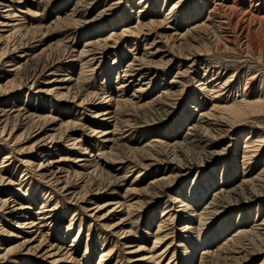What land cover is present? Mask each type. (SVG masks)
Segmentation results:
<instances>
[{"label":"rangeland","instance_id":"374dc122","mask_svg":"<svg viewBox=\"0 0 264 264\" xmlns=\"http://www.w3.org/2000/svg\"><path fill=\"white\" fill-rule=\"evenodd\" d=\"M252 3L260 5L253 8ZM9 4L16 17L6 19L3 16L9 9L1 8L0 24L10 21L24 25H0V56L6 54L4 58L13 60L2 69L7 72L0 86L10 96L1 102L8 99L9 104L32 115V119L23 122L15 113L7 122L5 134L0 135V264H212L219 258V249H234L231 240L241 233L255 231L264 237V195L233 207L217 206L216 218L207 217L208 227L201 238H196L190 229L199 224L198 218L192 217L196 212H213V198L220 191L235 188L237 192H250L252 183L264 191V21L254 19L264 17V0H14ZM175 4L179 6L173 9ZM213 7L217 12L211 20ZM75 11L86 16L88 25H83L80 17H71ZM72 19L78 21L74 23ZM154 22L163 25L149 34L144 31V36L142 26ZM198 26L206 30L203 28L205 31L198 38L194 34L197 40H193V29ZM111 35L113 39L105 42L106 48L83 59L79 57L87 42L103 43ZM43 49L54 58V64L43 74L30 77L37 64L28 67V75L18 76L10 71L24 65L21 56L25 50L38 57ZM194 52H202L196 63L191 56ZM186 56L191 59L186 60ZM29 77L32 80L27 82ZM70 78L72 83H59V79ZM77 81L81 82L82 92L75 95ZM215 85H223L221 92L217 93L219 88L213 90ZM159 97L172 107L161 121L159 115L144 117V121L156 123L141 121V127H123L115 134L113 119L102 116L109 108L124 109L128 116L136 114L141 118L147 106ZM213 105L234 106L240 111L237 115L223 114L229 126L223 134L214 133V146L207 152L205 144L196 142L190 146L195 161L199 153L204 156L203 152L211 151L215 155L209 162H198L197 169H179L182 172L170 185V196L175 192L173 203L162 195L148 204L153 183L174 175L158 164L159 159L153 157L145 167L131 161L116 164L114 158L105 156L115 152L116 144L138 153L149 152V147L159 143L183 144L190 125L198 117L205 113L217 115ZM45 119V136H56L52 144L51 140L40 143L34 133L36 124ZM52 121L54 125H50ZM212 124L215 125L214 120ZM69 125H75V131L59 140V132ZM255 147L257 154H244ZM79 159L84 162H77ZM167 160L173 167L185 163L171 155ZM97 162L103 163L119 184L115 192L105 189L97 196L93 192L87 197L93 200L85 203L64 198L40 171V165L47 163L52 171H63L61 175H68L75 184L79 182L76 175L89 173ZM244 176L252 183L243 186ZM134 188L147 193L130 195L128 189ZM204 194L206 199L202 201ZM194 196L199 200H195V207L183 211L185 206L180 202ZM125 198L126 207L111 205L125 203ZM5 201L7 206L2 207L1 202ZM141 202L145 209L137 208H141ZM94 203L102 206L99 213L90 211ZM128 205L137 209L133 212L134 221H139L137 227L129 225ZM44 206L50 212L45 222L39 220L47 216L39 213ZM113 209L115 213L110 217H98ZM188 220L192 224L184 230ZM161 221L171 225L158 234ZM166 233L169 238L153 249L157 237ZM207 238L211 243L206 246L203 241ZM256 244L258 247L253 248L246 241L250 255L235 264H264V245L261 240ZM11 249H16L15 254L6 255ZM234 252L237 258L245 255L237 253L238 248Z\"/></svg>","mask_w":264,"mask_h":264},{"label":"bare ground","instance_id":"6f19581e","mask_svg":"<svg viewBox=\"0 0 264 264\" xmlns=\"http://www.w3.org/2000/svg\"><path fill=\"white\" fill-rule=\"evenodd\" d=\"M14 0H0V9L1 8H4V9H9L7 11H5L7 13L6 16H3L5 17L6 19H11L12 17H16L15 13H12L11 11L12 10V5L9 4L11 2H13ZM217 5V4H215ZM260 4H251V7L253 8H257L259 7ZM179 5L178 4H175L173 6V9L174 8H177ZM219 6V5H218ZM217 8L214 9L213 7V10L211 11V20L212 18H216V17H213V14L215 12H217L216 10ZM210 10V9H209ZM230 10V9H229ZM234 11V10H233ZM16 12V11H15ZM260 12V11H259ZM258 12V13H259ZM76 13H78V11H75L73 12V14L71 15L72 18H76L75 16L77 17H80V19H84V23L83 25H88V19L86 18L85 15H80V13H78L76 15ZM227 13V12H226ZM236 13V12H235ZM251 13V12H250ZM253 13V12H252ZM261 14V13H260ZM245 15V14H244ZM247 15V14H246ZM255 15V14H254ZM243 16V15H242ZM101 17V15H100ZM227 17V16H226ZM244 17V16H243ZM262 17V16H261ZM254 18L256 21H259L260 23L264 21V17L263 18ZM224 18V17H223ZM231 18V17H230ZM252 18V17H251ZM253 19V18H252ZM254 20V22H256ZM72 21L74 23H76L77 21L73 20ZM210 21V20H209ZM243 21V20H242ZM248 21V20H247ZM83 22V21H82ZM81 22V23H82ZM229 22V21H228ZM227 22V23H228ZM253 22V23H254ZM212 23V22H211ZM232 23V22H231ZM237 23H240V22H237ZM252 23V24H253ZM258 23V22H257ZM72 24V23H71ZM0 25H2V27H12V28H22V26L24 24H18V23H15V24H11L10 21L6 22V21H3ZM81 25V24H80ZM163 24H155L154 23H150L149 25H144L142 26L143 27V30L142 32L144 33V31H147L148 34L150 33V31L156 27H160L162 26ZM211 25V24H210ZM237 25V24H236ZM205 26V24H204ZM207 26V25H206ZM223 26V25H222ZM75 27V26H74ZM204 28V27H203ZM202 26H198L196 28L193 29V36L194 34L197 35V38L198 36H201L202 32H204L206 30V28L203 29ZM215 28V27H214ZM218 28V27H217ZM219 29V28H218ZM217 29V30H218ZM245 29V28H244ZM89 31H91V29H88ZM221 31V30H220ZM146 33V32H145ZM144 33V36L147 35ZM249 33V32H248ZM240 35V34H239ZM218 36V35H217ZM227 36V35H226ZM113 36L111 35L110 37L106 38L105 40H103V43H100L99 41L95 42V41H90V42H87V44L85 45L84 47V50L79 54V57L80 58H84L88 55H93V52H95L96 50H99V49H102V48H106L105 46V42L107 43L108 41H110V39H113L112 38ZM117 38V36H114ZM216 37V35H215ZM193 40L196 38L195 36L192 37ZM208 38V37H207ZM221 38V37H220ZM197 40V39H195ZM230 40V39H229ZM201 41V40H200ZM69 42V41H68ZM73 42V41H72ZM222 42V41H221ZM219 43V42H218ZM248 43V42H247ZM219 45V44H218ZM189 48V47H188ZM67 49V48H66ZM15 51V50H14ZM76 51V50H75ZM188 51V50H187ZM202 51V50H201ZM73 52V51H72ZM197 52V51H196ZM203 52V51H202ZM201 52V53H202ZM30 51H24L23 52V55L21 56L24 60V65L22 67H19V68H16V69H12L10 71H13L14 73H16V75L18 76H22V74H27L29 73L28 71H26L28 69V67L30 66H33L35 64H37V68H35L34 72L31 73V76L32 78H37V76L43 74V72L48 69V67H50L51 65L54 64V58H50V55L47 54V50L46 49H43L39 54H38V57L36 56H33V54H29ZM32 53V52H31ZM67 53V52H66ZM201 53H196L194 52V54H191V56H193V60L194 63H196L197 61H199L201 59ZM71 54V53H70ZM156 54V53H155ZM153 54V55H155ZM78 56V54H76ZM75 55V56H76ZM6 56V54H3L0 56V81L5 78V75L4 73H6L4 70H2L4 67H8L9 64H11L10 62H13V60L10 61L11 58H4ZM190 56V57H191ZM189 56H186V60H190ZM3 59H7L8 61L6 60H3ZM90 61V60H89ZM88 62V61H87ZM90 64V63H89ZM11 66V65H10ZM15 67V65H14ZM23 70L25 71V73L23 72ZM133 72V71H132ZM131 73V72H130ZM28 75V74H27ZM51 75V73H50ZM27 77V76H26ZM28 78L27 79V82H29L31 78ZM22 79V78H21ZM71 79H66V80H60L59 79V83L61 84V86H64V85H67L68 83L71 82ZM32 80V79H31ZM58 80H53V83H57ZM26 82V83H27ZM50 83V82H49ZM52 83V82H51ZM72 83V82H71ZM34 84V83H33ZM13 85V84H12ZM224 86H226V84H224ZM223 85L221 86H212L213 90L215 88H219L217 90V93L221 92V89H222ZM82 89V85H81V82H76V90L77 92L75 93L78 94V93H81ZM228 89V88H227ZM54 89L52 90H48L46 92H50V91H53ZM13 91V89L11 90ZM42 91V90H41ZM216 91V90H215ZM44 92V91H43ZM69 92V91H68ZM65 95V94H64ZM62 94V96H64ZM10 95L7 93V90L4 89L2 86H0V127L3 126L5 123V125L3 127L0 128V135H4L5 134V131L7 129V122L10 120L11 116H13L15 113H17L15 115L16 118H20L23 119L22 121L23 122H31V119H32V115H29L27 116V113H22L23 111L22 110H19L17 109L18 107L16 106H13L11 105V103L9 104V101L5 100V102H1L3 100V98H8ZM77 98V96H75L73 99L75 100ZM217 99V98H216ZM219 99V98H218ZM112 100V99H111ZM110 101V100H109ZM220 101V100H219ZM217 101V102H219ZM84 102V101H83ZM110 103V102H109ZM217 104V103H215ZM250 105H252V103H250ZM126 106H127V103H126ZM136 106V105H135ZM214 106V105H213ZM256 106V103L255 105ZM172 107V104H169L167 103L166 101L163 100V98L159 97L157 100H154L152 101V103H150L149 106H147V111H145L141 118L136 115V114H133L132 116H128L129 114L124 110L122 109H116V110H111V109H107L106 112L102 115V116H105L108 118V120H112L114 121L115 123V127H116V132L115 134L122 130L123 127H125V129H127L126 127H130V130L131 129H134V128H139L141 127V125H143L144 123H148V122H155L154 121H144V117L146 115H150V117H154V115H159L158 119L161 121V118L163 116H168L169 115V109ZM236 107V106H235ZM252 108V106H251ZM213 110L214 112H217V115L215 114H209V113H205V114H202L200 117H198V119H196L194 121V123L192 125H190V128H189V131L185 137H184V141L185 143L181 144V143H177L176 145L174 144L171 145V146H166L164 144H161L159 143V145L157 144L156 146H153V147H149V152H141V153H138L137 151H134L133 149L131 148H128L127 146L125 145H119V144H116L115 147H114V151L115 152H112V153H109V154H105V156H110L111 158H114L116 161V164H122V163H125L127 161H131L132 163L136 164V165H141V166H145V167H148L149 165L146 164V162L150 159H152L153 157H156L157 159H159L158 161V164H163L164 167H166L168 169V171L174 175H172L171 177H169L168 179H165V180H162L161 182H157L156 184L153 183L154 185V192L151 194L152 196L148 198V200H150L148 202V204H153L155 202V199H158L159 197H161L162 195H166V197H168L169 199L172 200H175L174 199V195H175V192L174 195L170 196L171 194V189H170V185L175 183V181L178 179V176L177 174H180V171L182 170L183 172H187V171H190L191 168L192 169H197V166L198 165L197 163L200 162L201 164L203 159H206V162L210 161V159H212L215 155V153H212L211 151L209 153H204V156H202L203 154H200L199 153V159L195 161V158L193 156L194 153H192L193 151L190 149V146L193 145L198 142V144H205V146L207 147L206 148V152H207V149H210L211 147L214 146V142H213V138L215 137L214 133L215 132H218L220 134H223L225 133L226 131L224 130L225 127H228V121H227V117L225 118L223 114H229L230 115H235L236 113H238L239 111L238 108L237 110L234 109V106H228V107H221L220 105H215L213 107ZM243 110V109H242ZM123 111V112H122ZM243 112V111H241ZM138 114V113H137ZM131 115V113H130ZM237 115V114H236ZM137 116V117H136ZM226 116V115H225ZM243 116V115H241ZM240 114H239V117H241ZM126 117H129V120H125ZM131 118V120H130ZM133 118V119H132ZM121 119H124L123 121ZM127 119V118H126ZM146 119V118H145ZM152 119V118H151ZM233 119V118H232ZM239 119V118H238ZM54 120V119H52ZM153 120V119H152ZM212 120L215 121V125L212 124ZM144 122V123H141ZM230 121V120H229ZM233 121V120H231ZM47 122L48 120L45 119V121L43 122H38L36 124V129L34 131V133H37V138H38V141H41L40 143H43V142H46V140H51V144L53 143V141L55 140L56 136L54 134L52 135H46L45 136V131H46V126H47ZM132 122H134V124H132ZM27 124V123H26ZM24 124V125H26ZM153 124V123H152ZM151 124V125H152ZM230 124V123H229ZM232 124V123H231ZM23 125V123H22ZM50 125H54V122L52 121ZM213 127V128H210V127ZM65 130H61L59 133H60V137H59V140H62L64 137H65V134L67 135V133L70 135L72 132L75 131L76 129V126L75 125H69L67 127L64 128ZM129 129V128H128ZM113 133V132H112ZM108 134V133H107ZM107 134H104V135H107ZM103 135V136H104ZM198 139V141H196ZM73 141V140H71ZM109 141V140H107ZM77 140L74 141V146L76 144ZM262 142V141H261ZM40 145V144H39ZM261 145V144H260ZM256 149H254V151H250V152H245L244 154L245 155H250V154H257L258 153V147H255ZM213 151V150H212ZM199 152V151H198ZM197 153V152H196ZM250 153V154H249ZM171 155V158H175L177 159L178 161H185V163L183 164V166H179L177 165L176 167H173V163L170 162L169 160H167L168 156ZM201 156V157H200ZM256 157V156H255ZM251 158V156L249 157ZM7 159H10L9 157ZM114 160V161H115ZM173 160V159H171ZM84 162L83 159H79L77 160V162ZM151 161V160H150ZM154 161V160H153ZM156 161V160H155ZM154 161V163H155ZM174 162V161H173ZM49 163V162H48ZM101 163V162H100ZM176 163V162H175ZM52 164V163H51ZM176 165V164H175ZM139 167V166H138ZM114 169H116V167H113ZM175 168H177V170H174ZM181 169V170H179ZM40 171L43 172L41 175L44 177V179L47 181V183L51 184V186H53L55 188L56 191H59L61 194H63L64 198H67V200H72V201H75L76 203H85V202H91L93 199L91 198H87L88 196H92V193L93 192H96L94 194V196L96 195H100V193H102V190H111L112 192H115V187L119 184V180H117L111 172H109V170L105 167V165L103 163L99 164L98 162L93 166L92 170L89 172V173H86V174H77L76 177L79 179V182L77 180L78 183H75V184H72L70 181H69V176L64 174V176L61 175V173L63 171H52V169L50 168V165H48L47 163L44 164L42 163L40 165ZM181 171V172H182ZM142 173V172H140ZM176 174V175H175ZM142 176V174H139L138 178H140ZM182 176V175H181ZM75 177V176H74ZM71 178V176H70ZM244 178V180L242 181V185L246 186L248 185L249 183H252V180H246V176L242 177ZM126 179V178H124ZM0 183H2L3 179L0 178ZM170 180V181H169ZM81 181V182H80ZM169 181V182H168ZM83 184V185H82ZM264 184V183H263ZM257 185H251V188H250V192L244 190V189H241L239 192H237V190L234 189H231L229 191H220L218 195H216L214 198H213V206L212 205V209H213V212H207L206 211H199V212H196L192 217L193 218H198V221H199V224L197 225V227H190V229H192V231L195 233L196 235V238H201L203 237V233L204 231L206 230V228L208 227L207 225V220H208V216L212 215L213 218H216L214 217L215 214L217 213V211L215 212L217 206L221 205L220 207H223V205L227 204V206L229 207H233V204L234 206L237 205L238 203H241V204H245L246 201H251L253 202L254 200L262 197L264 195V191L262 192L260 189H256ZM264 190V188H263ZM140 192H144V193H147L146 190L144 191H141V190H137V189H128V193L130 195L132 194H140ZM179 195H182L180 191H178ZM144 195H147V194H144ZM192 195V194H191ZM206 195L207 194H204L202 196L203 200L204 201L206 199ZM130 197V196H129ZM183 197V196H182ZM186 199V198H185ZM195 196L193 199L191 198H188L185 200H182L180 203L185 206L184 210L183 211H186L187 208H191L192 207H195ZM196 201H199V200H196ZM30 202V201H29ZM127 198H125V203H122V201H119L118 203H115V204H111V205H114V207L116 208H120V207H126V204H127ZM185 202H188V203H185ZM7 203L8 202H1L2 204V207H6L7 206ZM173 203V201H172ZM136 204V203H135ZM139 204V203H138ZM141 205V208L140 207H137L138 209H145V203L141 202L140 203ZM94 208H91L90 211H97L99 213V211H101L103 208L101 205H96L94 203ZM207 206V205H206ZM129 208V211H127V218L128 220H131L130 221V226L132 227H137L139 221H134V209H136V207H134L133 205H128L127 206ZM225 207V206H224ZM23 208V207H22ZM21 208V209H22ZM56 208V206L54 207ZM208 208V207H207ZM53 211V210H52ZM188 211V210H187ZM113 213H115V210L113 209V211L111 210L110 213H107L103 216H98L99 218L101 217V219H105V217H110V215ZM203 212V213H202ZM40 215H47L49 214L50 212L47 211V207H42L39 211ZM94 213V212H93ZM101 213V212H100ZM165 213L162 214V216H164ZM168 215V214H167ZM50 216H43V217H40L39 220H43V222L47 221L49 219ZM171 218V216H170ZM201 218H205V221L204 219H201ZM141 219V218H140ZM200 219V220H199ZM169 221V220H168ZM164 222V223H163ZM167 223V222H166ZM165 221H161V225H159V228H158V234H161V233H164L165 228H167V226L169 227V225H166ZM26 224V223H24ZM192 224V221L191 220H188V223L185 224V226H183V229L186 230L188 229L189 230V225ZM27 225V224H26ZM264 225V224H262ZM25 226V225H24ZM69 231H71L69 229ZM222 233L224 232V234L226 233L225 231H221ZM255 231H252V232H247V233H241V235L236 238L235 240H231V242L233 243L234 245V249L230 246H227V247H223L225 248L224 250L219 249L218 251L220 252V255H219V258L217 260L216 263H212V264H235L236 261L238 263V261H240L241 259H246L245 257L247 255H250L249 252L247 251V246H245V243L246 241H249V245H253V248H256L258 247V245L256 244V242H259L261 240V245H264V237H262L260 235V233L258 232H255ZM163 237L161 236H158L156 242L154 243V248L158 247L157 244H162L163 243V239H167V237L169 236V233H166L165 235H162ZM169 238V237H168ZM255 239V240H254ZM208 242L211 243L210 239H206L205 241H203V243H206V246L208 245ZM214 242V241H213ZM216 242V241H215ZM255 242V244H254ZM53 248V246H52ZM238 248L240 249V252H237V253H240V254H245V255H242L240 256L241 258H237L234 256V250ZM1 249V248H0ZM52 251V250H51ZM144 251V250H143ZM255 251V249H254ZM257 251V250H256ZM16 252V249H11L10 251H8L6 253L9 254V255H13L15 254ZM54 253V252H53ZM50 255H52L51 252H49ZM152 254V253H151ZM67 255V254H66ZM164 255V251L162 253H160V257ZM150 256V255H149ZM68 257V256H67ZM106 255L105 253H103V256L102 258H105ZM69 258V257H68ZM147 258V257H146ZM152 258L151 256L149 257V259ZM102 260V259H101ZM155 261V259H154Z\"/></svg>","mask_w":264,"mask_h":264}]
</instances>
